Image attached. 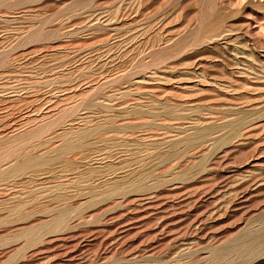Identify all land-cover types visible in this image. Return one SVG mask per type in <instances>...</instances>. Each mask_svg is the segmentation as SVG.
I'll use <instances>...</instances> for the list:
<instances>
[{
    "label": "rangeland",
    "instance_id": "1",
    "mask_svg": "<svg viewBox=\"0 0 264 264\" xmlns=\"http://www.w3.org/2000/svg\"><path fill=\"white\" fill-rule=\"evenodd\" d=\"M0 264H264V0H0Z\"/></svg>",
    "mask_w": 264,
    "mask_h": 264
}]
</instances>
